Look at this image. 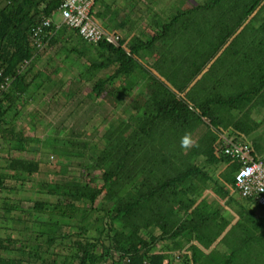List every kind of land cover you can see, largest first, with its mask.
<instances>
[{
  "label": "trees",
  "instance_id": "1",
  "mask_svg": "<svg viewBox=\"0 0 264 264\" xmlns=\"http://www.w3.org/2000/svg\"><path fill=\"white\" fill-rule=\"evenodd\" d=\"M58 3L0 0V83L9 78L0 93V138L17 143L21 149L27 143L23 129L14 126V116L25 102L21 96L32 85L44 90L53 84L36 61L41 51L58 42L64 52L62 59L71 53L77 59L85 58L84 70L71 81L91 80L89 95L93 98L109 94L122 102L132 95L127 106L135 109L105 127L100 147L76 138L79 132L58 141L51 139V146L63 147L62 154L82 158L84 151L94 150L100 160L75 162L78 175L44 183L46 190L42 192L54 201L32 200L31 209L47 214L38 222L41 226L32 229V245L26 244L27 235H21V243L7 232V226L0 227L6 232L0 236V264H264V209L259 215L251 198L232 195L233 174L239 163L223 153L220 138L224 132L232 135L233 140L248 145L255 159L264 157L257 138L246 139L264 122V115L261 121L251 120L249 115L253 105H264V19L256 23L262 15L264 18V0H202L183 5L155 29H145L142 33L149 35L142 39L133 34L121 36L120 26L109 28L118 35L115 44L87 42L75 29L55 23L52 16ZM213 8L217 19L208 26L201 21L194 24L196 45L187 52L189 56L182 57L187 64H179L166 39L184 36L189 25L182 18L185 14L201 16ZM45 17L51 20L47 27L51 34L40 37L38 48L30 29ZM253 22L252 38L262 36L254 45L245 46L256 48L244 58L249 70L234 69L233 61L220 79L222 86L226 79L242 73L247 87L234 94L206 93L204 98L195 99L193 88L197 84L196 92L207 90L206 85L200 86L205 66L224 44L232 43ZM86 48L93 49L94 56L85 55ZM99 71L102 74L96 76ZM137 94H142L139 106L133 104ZM179 94L194 100V104ZM224 106L237 113L224 117L220 110ZM203 119L213 125V131L204 132L200 127ZM185 133H191L196 142L191 149L181 148ZM4 160L0 164V190L12 191L7 178L23 180V176L39 172L42 165L37 158L21 155ZM99 168L103 169L101 181L91 185L89 181L95 178L90 176L87 181L86 170ZM66 171L60 165L57 172ZM205 190L213 195L210 201L201 195ZM223 206L228 208L225 213ZM14 208L6 205L4 210ZM13 218L9 220L18 226L12 228L16 232L24 230L22 215ZM34 222L37 219L32 225ZM62 238L70 241L69 253L60 262L51 253L52 259L45 262L40 242L50 245ZM26 245L28 250L24 249Z\"/></svg>",
  "mask_w": 264,
  "mask_h": 264
},
{
  "label": "rangeland",
  "instance_id": "2",
  "mask_svg": "<svg viewBox=\"0 0 264 264\" xmlns=\"http://www.w3.org/2000/svg\"><path fill=\"white\" fill-rule=\"evenodd\" d=\"M200 2H202V0H153L151 1V6L144 5L142 7L143 10L144 7L148 8L145 9V15L139 13V15L141 14L140 17H142V25L144 24L142 31L145 32V29L149 27L153 29L158 24L164 23V21L171 17L177 8H182L183 3H187L186 6H192ZM134 3L135 0H99L96 2L95 8H92L94 11L98 10V14L94 16L96 21L104 28H107V21L126 20L127 28L118 29V31L129 37L132 35L129 30L134 22L132 20L140 19L137 13L133 12ZM214 9L215 8L204 11L201 16L198 13H191L189 17L188 14H185L182 18L186 20L189 25L184 36L166 39L168 49L170 48V52L174 54L173 58L178 59L179 64H187V61L183 62L184 59H182V57L196 45L197 41L194 44V24L201 21L208 26L211 22L215 21L217 19V11H214ZM263 19L262 15V17L256 20V23L262 22ZM52 20L55 23H60L61 17L58 12L53 14ZM256 23L253 22L251 25H247L244 30L236 36L232 43L224 44L221 47V51L219 50L205 66V70L207 69L205 72L206 75L203 79L204 82L200 83V86L206 85L207 90L204 92L202 88L201 92H196L199 88V84L196 83L197 86L193 88L195 90L193 92L195 99L204 98L206 93L209 96L215 95L216 93L222 95L228 93L234 94L247 87L248 81L246 82V78L242 73L237 75V79L234 76L232 77L235 81L223 82V90L220 79L222 71L226 70L228 65L233 61L235 62L234 69H241L243 71L249 70L250 66L245 64L244 58L250 56L252 51L251 49L247 50L248 47L245 46L254 45V41L256 42L258 38L262 36V34H256L253 38L251 36V28L255 27ZM230 26L231 25L228 24V27ZM206 31L210 33L209 28H207ZM133 32L139 36V30L134 28ZM148 35L149 34L142 33V36L139 38L142 39ZM249 40H251L250 43H248ZM60 44L61 43L58 42L52 47L47 48L46 51H41L36 61L37 64H39L37 65L38 67L48 72V77L52 79L53 84L49 85L48 88L44 90L42 88H35V86L32 85L27 93L21 96V99L25 100V102L19 105L18 112L14 116L15 128H22L23 131L21 133L28 137L27 143L22 147L23 150L19 148L17 143L9 140H2L0 138L1 165L4 164L5 157L19 155L26 158H37L42 163L39 172L33 173L30 176H23V180L7 178L6 184L12 187V191L6 189L0 190V227L3 228V226H7L8 229H10L7 232L10 233L13 238L21 240V235H27V245H32L34 243V241H30L33 236L32 229L41 226L38 222L47 216L46 213L38 214L30 208L32 200L54 201L42 192L46 190L44 183L48 181L59 182L60 180L78 175L79 168L75 162L82 160H100V157L97 153L95 154L94 150H90V153L84 151V157L82 158L74 157L70 154H62L60 149H63V147H59L60 149H58L56 147L57 144L51 146L53 144L51 139L57 138L56 140L58 141V139H62L63 137H70L71 132H79L81 134L77 135L76 138L85 140L91 146L100 147L102 142L101 135L105 127L111 122L114 123V120L118 122L122 116L125 117L126 113L135 109L133 107L131 109L127 106L132 99L131 97H133L132 95L124 97L123 103L118 102L116 96L109 94H105L99 98H93L92 95H89V82H91V80H79L76 81V83L71 81L72 78L76 79L77 73H81L84 70L86 61L84 57L77 59L73 53H71L68 58L62 59V54L64 52ZM84 52L85 55H91L94 51L93 49L87 50L86 48ZM174 64H176V61H174ZM145 66L147 67L146 64ZM107 70L108 69H105L102 72L104 73ZM102 72L99 71L95 75H101ZM230 79L231 78H229V80ZM44 83L46 84V82ZM138 83H140V81H138ZM179 96L185 99L189 104H194V100L186 99L183 94H179ZM141 102L142 94H137L133 104L139 106ZM220 110L226 118L227 116L237 113L234 108H227L226 106L221 107ZM257 111L258 105L251 108L249 111V115L253 113L251 115L252 118L250 117L251 120L254 118L255 121H257L254 116ZM257 117H259V115ZM6 119H8V115L5 117V120ZM203 122V124H200V127L204 129V132H207V130L213 131L214 128L212 124L208 123L205 119H203ZM4 125H7V123ZM258 128L262 133L258 132V130H253L252 132L258 133L257 135L261 139V142L264 143V122ZM253 134L254 133H250V136ZM60 165L66 167L67 171L64 174L57 172ZM86 172L89 173V176L86 178L87 181L90 176L95 178L89 181L91 185L100 183L101 180L99 179V175H101V172L103 173V169H88ZM233 196L238 197L239 195L234 191ZM6 205H15V208L6 212L4 210ZM255 212L260 215L262 210L258 207L255 209ZM17 215L19 217L22 215L25 219V221L22 219L23 223H21L25 229L19 232H16L15 229L12 228L13 226H18V224L9 220V217L13 218ZM34 219H37V222H34L32 225ZM1 228L0 236L6 233L4 230L1 231ZM89 233L92 234L93 231H89ZM70 239L72 238L69 237V240ZM19 242L24 243L23 240ZM38 242L40 241L38 240ZM69 243L70 241L66 238L55 241L50 245L40 242V248L42 252H44L42 253V257L45 258V262H50L52 259L51 253H54L55 259L60 262L63 257H65L64 255L69 253ZM27 245L24 247L25 250H28ZM103 245V247H105L106 241ZM216 247L219 249L222 248L220 245Z\"/></svg>",
  "mask_w": 264,
  "mask_h": 264
},
{
  "label": "built area",
  "instance_id": "3",
  "mask_svg": "<svg viewBox=\"0 0 264 264\" xmlns=\"http://www.w3.org/2000/svg\"><path fill=\"white\" fill-rule=\"evenodd\" d=\"M93 4L94 0H59L56 8L61 17L59 24L75 29L87 42L96 43L104 40L115 44L118 35L96 21L92 10ZM50 21L48 17L42 18L30 29L31 37L38 48H41L40 37L51 34V31L47 29ZM25 62L24 60L20 66H24ZM8 81L9 78L5 77L0 83V93L6 89ZM220 138L223 153L239 163L233 174V191L240 197L251 198L256 206L264 209V157L255 159L249 153L245 142L233 140L223 134Z\"/></svg>",
  "mask_w": 264,
  "mask_h": 264
},
{
  "label": "crops",
  "instance_id": "4",
  "mask_svg": "<svg viewBox=\"0 0 264 264\" xmlns=\"http://www.w3.org/2000/svg\"><path fill=\"white\" fill-rule=\"evenodd\" d=\"M153 1V0H152ZM186 4L187 3H183V5L184 6H186ZM151 6L152 4H151V2H143V0L142 1H137V0H135V3L133 4V12H135V13H137V15L140 17L141 16V14L139 15V13H143L142 15H145V12H146V10L145 9H148V8H145L144 7V10H143V6ZM94 11V10H93ZM125 12H127V11H125ZM96 14V13H95ZM98 14V13H97ZM148 20V19H147ZM132 21H134L132 24V26L130 27V31H131V33L133 34V35H136L134 32H133V29L134 28H136V30H139L140 31V33H139V36L138 37H141L142 36V27H143V25H142V17H140V19H135V20H132ZM126 23H127V21L126 20H115V21H107V24H106V26H107V29H109V28H114L115 26L116 27H119V29H123V28H127V25H126ZM146 31H148V29H146ZM120 35L121 36H125V37H127V35H123V33H120ZM249 49H251V53L253 54V53H255L256 52V48L255 47H250ZM249 49H247V50H249ZM253 49V50H252ZM249 52V51H248ZM142 57V56H141ZM149 61H151V59H149ZM237 75V74H236ZM235 75V76H236ZM234 76V77H235ZM237 79V78H236ZM231 82V81H235V80H233V78L231 77V79L229 80V78L228 79H226V82ZM221 83H222V81H220ZM231 84V83H230ZM223 85V84H222ZM254 102H256L255 100H253ZM264 103V102H263ZM262 103V104H263ZM254 104V103H253ZM258 105H260V104H258ZM253 107H256V105L254 106H252V108ZM253 114V113H252ZM251 114V115H252ZM250 115V117L252 118V116ZM259 115V117H257ZM263 115H264V105H261V107L260 108H258V111L256 112V114L254 115L255 117H256V120L257 121H261L262 120V117H263ZM254 119V118H253ZM255 120V119H254ZM263 123V122H262ZM258 130V132H261L262 133V131L259 129V128H257L256 130H254V131H257ZM250 133H254L252 136H250ZM247 136H246V139L247 140H249V139H251V138H253V137H255V138H257V142H259V144L261 145V149H262V151L264 150V143H262L261 142V139L259 138V136L255 133V132H250ZM223 135H226L227 137H230V138H232V135H228L227 133H222ZM231 134V133H230ZM193 138V137H192ZM194 139V138H193ZM231 193H232V195H233V191L231 190ZM202 197H205V198H207V200L208 201H210L212 198H213V195H212V193L210 192V190H205L202 194ZM219 204L221 205L222 204V202L221 201H219ZM223 213H225V211H227L228 210V208L227 207H225V206H223ZM225 210V211H224Z\"/></svg>",
  "mask_w": 264,
  "mask_h": 264
},
{
  "label": "clouds",
  "instance_id": "5",
  "mask_svg": "<svg viewBox=\"0 0 264 264\" xmlns=\"http://www.w3.org/2000/svg\"><path fill=\"white\" fill-rule=\"evenodd\" d=\"M195 140L192 138L191 133H185L181 137V148L182 149H191L195 145Z\"/></svg>",
  "mask_w": 264,
  "mask_h": 264
}]
</instances>
